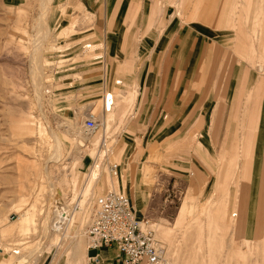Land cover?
<instances>
[{
    "label": "rangeland",
    "instance_id": "1",
    "mask_svg": "<svg viewBox=\"0 0 264 264\" xmlns=\"http://www.w3.org/2000/svg\"><path fill=\"white\" fill-rule=\"evenodd\" d=\"M122 8L114 4L99 16L66 0H0V264H94L85 232L96 198L108 190L127 194L136 216L150 220L168 264H264V233L247 241L239 218L248 193L242 172L255 141L242 116H226L221 130L200 137L201 167L167 161L162 149L151 154L143 119L150 115L153 39L192 31L193 23L205 30L195 28L206 35V56L187 74L191 107L242 113L246 106L220 104L229 80L224 69L235 66L241 77L251 69L254 81L264 82V0H126L120 21ZM112 36L119 49L113 58ZM215 42L223 50L218 77ZM166 75L157 73L158 81ZM108 92L114 104L105 112ZM235 92L229 89L228 101L237 100ZM89 109L107 123L104 145L103 134L83 128ZM57 136L66 142L60 150ZM70 198L81 209L57 234L50 208ZM259 219L263 224V212Z\"/></svg>",
    "mask_w": 264,
    "mask_h": 264
},
{
    "label": "crops",
    "instance_id": "2",
    "mask_svg": "<svg viewBox=\"0 0 264 264\" xmlns=\"http://www.w3.org/2000/svg\"><path fill=\"white\" fill-rule=\"evenodd\" d=\"M66 2L71 4V6L81 4L83 7L95 11L99 16L101 14V9H104L107 13L108 7V10L111 12L114 4H120L123 6L121 13L119 12L118 14L120 21L125 13L126 5V0H66ZM120 21L118 22L119 24L117 23L118 26L122 25ZM99 24L106 28L107 24L105 19H100ZM191 25L193 26L192 31L183 32L182 30H184V28L179 29L169 40L165 39V35L162 34V36L155 38V40L153 39V44L150 46L151 52L148 56L150 57L151 64L149 69L146 70L151 73L150 78L152 79L150 80L149 86L150 115L148 117L144 116L143 118H148L150 153L153 154L162 149V151L166 153L165 157L167 161L183 160L201 167V162L197 159V155H195L200 153L199 144L203 145V142L200 141V137L206 133V131L210 130L211 134H215L217 130H221V121H223L226 116H229L231 121L237 120V116H242L243 124L246 129L249 127L251 128V137L254 138L255 136V141L252 139L249 166L248 168L244 167L245 170L242 172V177L245 180L247 179L248 193L246 207L239 218L243 223V232L246 236L245 239L247 241L251 238L256 239L258 235L260 236L264 233V223L262 224L259 219V214L262 212L264 213V209H261V202L264 201V82L259 80L254 81L251 69H246L244 77L237 75L238 70L236 71L234 68L235 66L230 68L229 71L224 69V74L229 76V80L225 85L227 89L223 96L225 100H221L220 104L246 106V109L242 111V113H235L231 111L233 110L232 107L228 113L216 112L211 115L210 113L196 111L195 107L197 104H194L192 108L191 104L193 103L192 99L194 97L190 99L191 97L189 95L193 84H190L191 81L187 79V74L196 72L194 64L197 59L205 58L206 56V50L204 48L206 35L195 30V28H197L196 24L193 23ZM199 28L198 26V30L205 31ZM115 41L116 37L112 36L110 42L107 44V56L109 55L112 58L119 55V49L116 48ZM166 41L168 43H166ZM89 46L91 47L92 44H89ZM222 51V48L219 49L218 43L215 42L213 58L214 76L216 75V77H218V70L220 69V72L222 70ZM102 57H104V55H98L95 59H100ZM109 67L112 66L106 65V68ZM157 73H166L167 75L158 81ZM152 74H156L155 78H152ZM235 77L236 79L234 81ZM123 83L124 81L122 79L116 80V85ZM229 89H236V101L227 100L228 96H230ZM251 89L252 94L249 93ZM253 89H255L254 92ZM109 93L112 92L104 93L103 105L104 103L106 105V95L108 94L109 97ZM242 94H246L245 100L238 99V96ZM216 95L215 93L214 97H216ZM255 95L256 98H254ZM249 97H251V102ZM110 99L111 98H109V101H113L114 104V97L112 100ZM113 104L111 105L112 108H110V111L113 109ZM140 105L141 100L138 99L134 111H137ZM170 105L172 108L169 109ZM186 153L188 154L187 156ZM255 184L259 186V192H256V196ZM245 185L246 183L244 186ZM135 197H137L136 194ZM250 202L257 203L252 204L253 206L251 207ZM235 214V216H238V213ZM155 217H158L157 211ZM252 223L253 226H251ZM89 251L91 253L90 260H93L94 264H122L121 254L115 246L105 247L99 250L89 249ZM84 260L87 262L88 259L85 258Z\"/></svg>",
    "mask_w": 264,
    "mask_h": 264
},
{
    "label": "built area",
    "instance_id": "3",
    "mask_svg": "<svg viewBox=\"0 0 264 264\" xmlns=\"http://www.w3.org/2000/svg\"><path fill=\"white\" fill-rule=\"evenodd\" d=\"M85 47L90 46L86 44ZM108 100L107 94L105 112H110L112 105ZM84 116L85 132L90 136L103 134L104 145L106 121L99 119L93 109L87 110ZM111 172L118 175L117 163L111 165ZM80 209L81 202L72 198L51 206V229L57 234L65 233ZM85 235L90 250L115 246L121 254L122 264H168L165 246L157 238L150 220L136 216L130 197L123 192L108 190L96 198L94 215Z\"/></svg>",
    "mask_w": 264,
    "mask_h": 264
},
{
    "label": "bare ground",
    "instance_id": "4",
    "mask_svg": "<svg viewBox=\"0 0 264 264\" xmlns=\"http://www.w3.org/2000/svg\"><path fill=\"white\" fill-rule=\"evenodd\" d=\"M109 98H111L110 100H112V94H111V93H109ZM108 102H109L110 104H113V101H109V100H108ZM110 106H111V105H110ZM56 141H57V148H56L57 150H60V148H61L60 146H61L62 144H65V145H66V142H65V141H62V140L60 139L59 136L56 137ZM64 147H65V146H64ZM95 174H96V173H95ZM26 219H27V217H26ZM15 252H19V251L16 250ZM15 252H14V253H15ZM18 264H19V263H18Z\"/></svg>",
    "mask_w": 264,
    "mask_h": 264
}]
</instances>
